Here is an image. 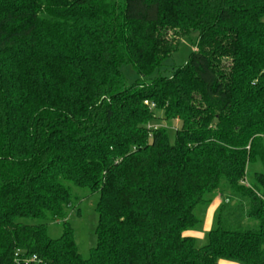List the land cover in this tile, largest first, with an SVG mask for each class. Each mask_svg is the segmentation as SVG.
I'll use <instances>...</instances> for the list:
<instances>
[{"label": "trees", "instance_id": "16d2710c", "mask_svg": "<svg viewBox=\"0 0 264 264\" xmlns=\"http://www.w3.org/2000/svg\"><path fill=\"white\" fill-rule=\"evenodd\" d=\"M263 19L264 0H0V264H264V171L246 184L264 168ZM194 31L189 62L151 78ZM174 119V141L150 126ZM95 194L84 258L67 218Z\"/></svg>", "mask_w": 264, "mask_h": 264}, {"label": "rangeland", "instance_id": "374dc122", "mask_svg": "<svg viewBox=\"0 0 264 264\" xmlns=\"http://www.w3.org/2000/svg\"><path fill=\"white\" fill-rule=\"evenodd\" d=\"M264 21V19H263ZM199 42V32L194 31L189 35L183 37L179 41V46L177 51L172 57L167 59L163 66L157 70L151 78H157L159 75L171 76L173 72L185 66L190 59L191 54L195 51L196 46ZM121 71L125 76L128 85H133L139 79V75L132 65H123ZM160 119L163 117L162 114H158ZM151 128L165 127L168 132L169 139L174 141L176 139V129L179 128L180 122L178 119L170 120L169 122L165 120H157L156 123L150 124ZM264 171L263 165L260 162L251 163L247 166L246 170V184L256 185V174L262 173ZM215 198H219V194L215 193ZM98 200V195H89L80 202L78 207L74 209L68 216L67 221L71 225L76 245L79 253L82 257L88 258L92 249L96 246L97 235L96 226L98 221V216L95 211L96 202ZM217 207V203L214 202L211 207L198 206L194 214L200 221V227L198 230L189 232L188 235L195 239L196 245L198 247L205 246L208 243V233L212 228L214 210ZM33 223H38L37 221ZM64 227L61 222L50 223L47 226V235L51 238H59L63 233Z\"/></svg>", "mask_w": 264, "mask_h": 264}, {"label": "built area", "instance_id": "2783aa9c", "mask_svg": "<svg viewBox=\"0 0 264 264\" xmlns=\"http://www.w3.org/2000/svg\"><path fill=\"white\" fill-rule=\"evenodd\" d=\"M147 104V102H146ZM151 108H154V105L151 106ZM38 259L36 256H33V257H30V258H20L19 255L17 254L16 255V264H31V263H34L36 262Z\"/></svg>", "mask_w": 264, "mask_h": 264}]
</instances>
